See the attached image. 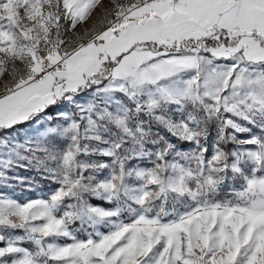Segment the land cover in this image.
I'll list each match as a JSON object with an SVG mask.
<instances>
[{"label":"snow or ice","instance_id":"snow-or-ice-1","mask_svg":"<svg viewBox=\"0 0 264 264\" xmlns=\"http://www.w3.org/2000/svg\"><path fill=\"white\" fill-rule=\"evenodd\" d=\"M0 264H264V0H0Z\"/></svg>","mask_w":264,"mask_h":264},{"label":"trees","instance_id":"trees-1","mask_svg":"<svg viewBox=\"0 0 264 264\" xmlns=\"http://www.w3.org/2000/svg\"><path fill=\"white\" fill-rule=\"evenodd\" d=\"M42 183V189L46 190L49 186L47 182H41ZM93 203H98L97 201H93Z\"/></svg>","mask_w":264,"mask_h":264},{"label":"rangeland","instance_id":"rangeland-1","mask_svg":"<svg viewBox=\"0 0 264 264\" xmlns=\"http://www.w3.org/2000/svg\"><path fill=\"white\" fill-rule=\"evenodd\" d=\"M37 180H39V177H37ZM48 186H49V185H48ZM53 187H54V185H53ZM16 195H17V196H19V195H20V193H19V192H17V193H16ZM30 195H35V193H33V194H30Z\"/></svg>","mask_w":264,"mask_h":264}]
</instances>
